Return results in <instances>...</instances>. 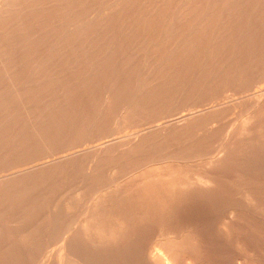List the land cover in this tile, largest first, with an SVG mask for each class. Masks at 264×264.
<instances>
[{
	"label": "bare ground",
	"instance_id": "obj_1",
	"mask_svg": "<svg viewBox=\"0 0 264 264\" xmlns=\"http://www.w3.org/2000/svg\"><path fill=\"white\" fill-rule=\"evenodd\" d=\"M248 1L255 2V0H0V264L199 262L200 254L196 247L198 244L193 242L195 239L192 240L190 230L186 226L184 228L178 224L174 225L175 223L172 220L168 222V219L174 215L172 209L174 202H177L174 199L176 197L178 199L179 193L180 195L195 193L196 180L200 183V180L202 182L214 178V175L207 172L208 167L212 166L213 169L216 166L218 170L227 167L224 165L227 161V163L231 161V164L236 162L238 159L235 155L247 149L250 142L254 143L253 139L256 141L257 137H261L260 132L258 136L252 135L256 129L263 128L260 125H263L264 118L262 81L264 47L261 48L264 42L261 41L263 45L260 42L250 44L249 40L245 42L242 33L245 30L244 19L251 16L263 19L264 8L263 5H259L260 3L252 4ZM233 2H236V9L233 6L235 11L232 10V14L229 6H232L230 3ZM241 2L244 7L248 4L250 6L248 12L245 11L244 14ZM162 5H165L164 8L168 12L166 16L163 14L165 11L159 8L163 7ZM145 6L161 9L164 16H159L161 11L158 9H156L159 11L158 16H152L158 11L154 13L155 9L153 11L149 9L153 14L150 13L152 17L147 18L145 11L147 12L148 8L145 10ZM237 9H240V12H236ZM116 13L118 16L113 20ZM144 23L148 27L158 24L161 28L160 26L156 28L161 30L158 35L154 34L155 36L152 35L154 29L153 31L148 29L149 32L147 29L146 32L143 30L145 35L142 33L144 36L142 35L141 42L144 44L138 45L134 39V46L138 45V48L133 50L132 42L125 44L126 40L133 30L139 35L145 27ZM137 29L141 30L140 33ZM257 29L262 27L258 26ZM258 32L264 31L262 29ZM236 33L239 37H234ZM112 36L120 38L117 39L118 46L122 43L129 44L135 53L144 49L142 51L144 55L149 53L154 58V50L150 51V48L162 44L165 46L171 39L172 44L170 42L167 44H171L169 46L173 53L176 50L180 54L179 50L183 49L185 53L187 50L191 53L196 51L197 56L201 55L197 59L195 57L196 60H191L193 53L191 57L186 58L188 52L187 54L182 52L185 59L181 57L182 53L178 58H174L173 62H171L173 58H170L171 63L167 57L169 64L158 56L160 52L156 58L158 56L162 63H158L159 60L156 58L158 62L153 58L152 60L148 58L150 61H147L140 51L146 59L145 62L142 61L151 62L147 69L158 63L161 64L159 70L166 68L170 73L190 72L194 79L193 84L182 82L184 80L181 76L180 79H175L174 76L173 84L172 81L165 79L163 81L161 79L163 74L158 76L157 68L158 74L155 78L151 81L146 79V82L141 80L143 83L136 90L133 86L137 83H133L136 85L132 86L135 79L130 81L132 74L130 77L120 71L117 73L118 70L115 69L117 64V67L124 65L123 62L122 65H119L121 61L118 62L123 61L121 54L117 56L121 58L116 60L117 63L114 56L116 54L113 55L109 51L106 53L112 54L115 58L104 56L116 62L111 65L114 70L109 69L108 73L109 70L104 71L103 65L100 73L95 74L100 68H97V71L93 68L95 75L88 76V72V75H83L81 69L85 70L82 68L84 64L83 60L79 61V56L92 57L95 54L100 56V61L103 60L104 56L99 55L100 51L101 49L104 51L106 46L111 47L108 41ZM263 36L259 37L262 39ZM205 37L209 39L211 37L213 40L205 42ZM255 43H257L255 49H251L250 46L251 52H248L247 46H253ZM108 48L106 50H111ZM115 49L117 52L127 50L119 47ZM157 50L159 49L156 48V53ZM126 52L128 57H131L132 54ZM173 53H170V57L176 56V53ZM164 55L160 54L166 58L167 55ZM133 56L129 61H133L137 56L139 58L140 54L134 58ZM198 58H201V61ZM80 59H84L86 64L95 60L90 59L87 62L84 57ZM215 60L219 62H216L219 66L214 64L217 70L212 63ZM194 61L198 62L197 67L194 66ZM209 61L212 68H208ZM102 63L107 68L112 61L109 59ZM131 64H135L134 61ZM137 65L139 64H136V68ZM90 66L87 64L88 68ZM101 66L102 64L99 67ZM128 67L130 69L126 70L131 71L132 67L130 65ZM138 78L136 77L137 81ZM158 79V85L151 84ZM232 83L238 86H235L234 92L228 93L230 92L228 86ZM95 85L99 88L96 96L87 97V90L90 89L88 87L92 88ZM170 88L174 90L171 93L181 96L184 100H187L188 95L190 98L196 97L197 100H188L179 107H173L175 109L168 108L169 111L167 108L162 110L165 99L168 96L173 97L169 95L170 93L167 95L168 91H171L168 90ZM252 89L254 92L251 93ZM89 97L92 98L87 99ZM240 97L244 100L247 97L250 101L247 111H243L245 114L242 112L244 116L240 114L242 119L239 121L237 118L241 123L233 124L237 121L234 118L239 117L238 115L227 118L235 120H230L231 124L229 122L226 123L227 126L220 125L219 121L223 120H220L221 117L227 115L232 107L238 109L243 103L240 101L241 103L237 105ZM154 99H157V102H154ZM243 106L244 108L240 106L241 109H246L245 105ZM241 109H238L239 112ZM177 114L180 115L176 117ZM234 114L233 116L236 115ZM107 123L112 128L107 126ZM177 125H184L182 131L185 132L175 130L176 127L173 130L169 128ZM244 127L247 128L246 132ZM126 129L132 132L129 135L126 133L123 140L106 139ZM217 131L222 135L217 134L219 140L215 141L216 138L213 139L212 135L214 136L213 132ZM209 133L212 138L210 140L205 138ZM101 139L106 140L90 148V143ZM166 139H169L170 145L173 142L178 146L182 140H188L187 142L190 140L191 147L187 148L183 143L184 147L177 146L175 148L178 149L174 153L163 157L161 149L163 146H169ZM256 145L252 152L264 154V148L259 146L257 148ZM188 151H192L193 154L186 155ZM248 159L250 158L246 160ZM254 161L256 162L255 159ZM220 215L212 222L213 226L215 223L218 229H223L226 224L224 220L219 219ZM224 218L226 221V217ZM145 221H149V224H142ZM51 244L53 249L47 250L48 247H52ZM54 245L57 249H54ZM39 253L43 258L38 260L39 256L37 259L34 256ZM32 256L36 261H32Z\"/></svg>",
	"mask_w": 264,
	"mask_h": 264
},
{
	"label": "rangeland",
	"instance_id": "obj_2",
	"mask_svg": "<svg viewBox=\"0 0 264 264\" xmlns=\"http://www.w3.org/2000/svg\"><path fill=\"white\" fill-rule=\"evenodd\" d=\"M260 1V0H259ZM249 2V1H248ZM252 2V1H251ZM251 2H249V3H251ZM255 3H257V4H259L260 6L261 5H263L262 6V8H264V4H262V3H264V0H263V2H258V0L256 1L255 0V2H252V4H255ZM241 5H243L242 4V2L240 3ZM248 4V3H247ZM230 5H232V6H229V8H230V10L229 11H231V13H232V10L233 11H235V9H236V2H233V3H230ZM251 5V4H250ZM163 7H159V8H161L162 9V11L164 10L165 11V13H163L162 11H161V9H159V8H156V9H158L159 11H161L160 12V14H159V11L158 10H156L154 7H152V9L150 8V6H145L144 7V9L146 10L147 8H148V10H147V12L145 11V16L148 18V17H152V16H154L155 15V17H157L158 16V14H159V16L161 15V17H163L165 14H168V12L165 10V5H162ZM233 6L235 7V9L233 8ZM247 6V8L245 9V7ZM245 7H244V5L243 6H241V7H243L244 9H243V14L244 13H246V12H248L247 10L249 9V4L248 5H246ZM128 9H130L129 8V6L127 7ZM261 8V9H262ZM128 9H127V11H128ZM154 10V13H156L157 11H158V13L157 14H153V12L152 11H150V10ZM133 10V9H132ZM264 10V9H263ZM130 11V10H129ZM150 11V12H149ZM156 11V12H155ZM240 12V9H237L236 10V12ZM246 11V12H245ZM149 12V13H148ZM167 12V13H166ZM153 14L152 16H151V14ZM164 15H163V14ZM230 13V14H231ZM233 14V13H232ZM116 16H114V18H112L113 20H115V17H117L118 15H117V13L115 14ZM150 15V16H149ZM166 16V15H165ZM246 16H244V18H245ZM243 17H242V21H243V19H244ZM247 18V19H246ZM244 20V22L243 23H245V27L247 28H245L244 26H243V33H242V35H243V38H244V40H245V42L247 41L248 42V40H249V42H250V44H253L254 42H260L261 43V41H263L264 42V36L262 37V39H261V37H259V36H261V35H264V34H260V33H264V32H258L259 30H262L263 29V31H264V17H263V19H261V18H257L256 16L254 17V16H251V17H246ZM253 18V19H252ZM256 18V19H255ZM250 19V21H248ZM255 19V20H254ZM246 20H247V22H249V23H247L246 22ZM260 20V21H259ZM263 22V24L261 25V23ZM259 22H260V24H259ZM112 23V22H111ZM113 23H115V21H113ZM112 23V24H113ZM148 23V22H147ZM242 23V24H243ZM246 23H247V25H246ZM144 25H145V27H143V29H142V32L140 33V29H137V30H139V31H137L138 33H140L139 35L135 32V30H133L134 32H132V35H131V32H130V36H129V38L128 39H130V37L132 38V39H130V40H126V43L125 44H127L129 41V43L131 44V42H132V45H133V50H137V48H138V45L139 44H144V43H142L141 42V39H143V36L145 35V33L144 32H146L148 29L150 30V31H153V29H154V31H153V34L152 35H154V34H156V35H158V33H159V31L161 30H159L158 28H156V27H159L160 25H158V24H153V27H148L145 23H144ZM155 25H157V26H155ZM155 26V27H154ZM251 26V27H250ZM255 26V27H254ZM258 26H259V28H260V26L262 27V29H257L258 28ZM151 28V29H150ZM160 28H161V26H160ZM147 29V30H146ZM143 30H144V32H143ZM149 30H148V32H149ZM234 30L235 29H233V31L232 32H234ZM158 31V32H157ZM157 32V33H156ZM258 32V33H257ZM142 33H144V35L142 34ZM150 33H152V32H150ZM246 33H247V35H246ZM143 35V36H142ZM149 35H151V34H149ZM241 35V36H242ZM136 36H138L137 38H139L140 39V41H138L137 39H136ZM155 36V35H154ZM115 36H112V37H110L111 39H109V45H111V47H113L114 46V44H115V46L113 47V50H112V48L110 47V48H108L107 46L105 47V52L103 51V49H101V51H100V54L99 55H105V56H111L112 58H115L116 57V59H115V61L116 60H118V59H121L122 57V59H123V61L122 60H119L118 62H120V64L119 65H122V62H123V67L122 66H120V67H117L118 66V64H117V66H115V69L116 70H118L117 71V73H119V71H120V73H125V75L126 74H128L130 77H131V74H132V76L133 77H131L130 78V81L132 82L134 79L136 80H134L133 82H132V86L133 85H136V84H133V83H137V85L136 86H133V87H136L135 89L137 90L138 89V87H139V85L141 84V83H143L142 81L144 80V82H146L148 79V81H151L152 80V78L154 79L155 78V75H157L158 74V71H159V75L158 76H160L161 74H163V76H161V77H163V78H161V79H163V81H165V80H167V81H169V82H171L172 81V83L171 84H173L174 82H175V79H180V76H181V79L182 80H184V81H182V82H191L192 84H193V81L192 80H194L193 79V77H192V74L190 73V72H181L180 70V73H177L178 71H172L171 73H170V71H168L166 68H162V70H163V72H162V70L160 71L159 70V67H160V65L158 64V63H162V61H160L161 59L160 58H163L162 60L164 61V62H166V63H168L169 64V62H170V58L172 59L171 60V62H173V60H175L176 58H178L179 57V55L183 52V53H185V49H183V51L182 50H179V52H180V54L176 51V50H174V52L176 53V56L174 57H170L171 55H170V53H173L172 52V49L170 48V46H171V44H172V42H173V40L171 39V40H169L168 42H166L164 45L165 46H163V44L162 45H159V47H156V46H154V47H152V48H150L151 50L150 51H153L154 50V55H155V58H156V55H158V52H160L159 53V59H158V56H157V58L156 59H158L159 60V62H158V60H156L154 57H152V55L151 54H149V53H146V55H144V52H142L144 49H141V50H139V51H137V52H139V53H135V51H133L132 50V46L131 45H129V46H131V47H129L130 48V50L128 49V45H124V43H122V44H120V46H118L116 43L117 42H119V40L117 41V39H120L119 37H115ZM134 37V38H133ZM234 37H239L238 36V33H236V34H234ZM251 37V38H250ZM207 38V39H206ZM247 38V39H246ZM255 38V39H254ZM135 39V40H134ZM145 39H148V38H145ZM204 39V38H203ZM115 40V41H114ZM133 40H134V42H136L137 44V46H134L135 45V43L133 42ZM209 40H213V38H211L210 37V39L208 38V37H205V42H207V41H209ZM111 41H112V43H111ZM145 41H149V40H145ZM144 41V42H145ZM141 42V43H140ZM171 43V44H167V43ZM263 42L261 43L262 45H263ZM134 43V44H133ZM112 44H113V46H112ZM152 44H153V42H152ZM121 45H123V46H121ZM168 45V46H167ZM170 45V46H169ZM256 45H257V43H255L253 46L252 45H248L247 46V50H248V52H251V50L249 49V47L251 46L252 48L251 49H253L254 47H256ZM126 46H127V48H126ZM160 46H162V47H160ZM118 47L119 48H124V49H127V50H123L124 51V53H126L125 55H124V53L122 52V50H119V52H117L118 50H116L115 48H117L118 49ZM134 47H136V49H134ZM163 47H164V50H163ZM245 47L246 46H244L243 47V49L245 50ZM263 47L264 46H262L261 48L263 49ZM111 49V50H106V49ZM156 48H158L159 50H157V53L155 52L156 51ZM168 48H170L169 50H167ZM140 49V48H139ZM153 49V50H152ZM161 49L164 51H161ZM255 49V48H254ZM166 50V51H165ZM246 50V51H247ZM103 51V52H102ZM106 51L108 52H112L113 53V55L114 54H116V55H114L115 57H113V55L112 54H110V53H106ZM126 51H128V54L129 55H134L133 56V58L135 57V56H137L138 54H140V57L138 58V56L137 57H135L136 59H141L140 61H138V60H136L135 58L133 59V61H134V63L135 64H131V63H133V61H129V59L132 57V55H131V57L129 56L128 57V55H127V52ZM130 51H132V53L130 52ZM140 51L143 53V55L146 57V59H147V61H150V60H152V58H153V60L155 59L158 63V65L157 64H153L154 66H156V67H154V66H152L151 67V69H152V71L150 72V70L151 69H147V68H149V66H151V62H148L147 63V61H146V63H144L145 62V57L140 53ZM134 52V53H133ZM163 52V53H162ZM166 52V53H165ZM170 52V53H169ZM187 52H188V54H187ZM187 52L185 53V54H187V56H186V58H188V56L189 57H191V55H192V53H193V57H191V60H193V59H195V57H196V59H197V57H199V56H201V55H198L197 56V54H195L196 53V51L195 52H190V51H188L187 50ZM248 52H246V54H249ZM252 52H254L253 50H252ZM104 53V54H103ZM106 53V54H105ZM117 53H119L118 55H117ZM152 53V52H151ZM175 53H173V54H175ZM178 53V54H177ZM182 53V54H183ZM121 54V55H120ZM148 54H149V57H148ZM153 54V53H152ZM160 54H165V55H167L166 56V58H164V57H161L160 56ZM172 54V55H173ZM181 54V57H185V54H183L182 55ZM252 54V53H251ZM121 56V58H117V56ZM143 56V59H142V56ZM150 55H151V57H150ZM153 55V56H154ZM164 55V56H165ZM169 55V56H168ZM103 57L105 60L107 59V60H111L112 61V63L111 64H109L110 66L113 64V62H115V61H113V59L112 58H107V57ZM80 57L81 58H85L86 59V61L88 62V60H90V59H92L93 57V59H92V61L93 62H91L92 64H94V65H96V66H98V67H95V66H93L91 63H87L88 64V66L89 65H91L89 68L87 67V64H86V62H85V60L84 59H80ZM87 56H79V61L80 62H82L81 60H83V64H84V67H82L83 69H85V70H82L81 69V73L82 72H84L83 73V75L85 74V76L86 75H88V73H89V75L88 76H92V75H95V74H97V73H100V71H102L103 70V65H104V71H107V70H109V69H111V70H114V68L111 66H109V65H107V66H109V67H107L106 68V65L104 64V63H102V62H106V61H104V59L103 60H101L100 61V56H95V54H93L92 55V57L90 58V57H87ZM96 57H97V59H98V57H99V60H97L96 59ZM124 57H126V58H124ZM167 57H168V59H167ZM88 58H90V59H88ZM148 58H150V60L148 59ZM175 58V59H174ZM128 59V60H127ZM132 59V58H131ZM169 61V62H167V60ZM185 59V58H184ZM195 59V60H196ZM200 59V60H199ZM128 62V64L132 67L131 68V71L129 70V71H127L126 69H130V67H128L129 65L127 64V62ZM144 62H143V61ZM198 60L199 61H201V58H198ZM125 61V62H124ZM156 61H155V63H156ZM85 62V63H84ZM95 62H98V63H95ZM99 62H101V63H99ZM117 62V61H116ZM115 62V63H116ZM117 62V63H118ZM139 62H141V64L142 63H144L143 65H141ZM170 62V63H171ZM195 62V64L196 63H198V62H196V61H194ZM216 62H218L217 60H215V62H212L213 63V66H215L214 64H216V66L218 65L219 66V64H217ZM139 64V66L141 67V69H140V67L138 66L137 68H136V64ZM150 63V64H149ZM201 63V62H200ZM219 63V62H218ZM98 64H102V66L101 67H99L100 65H98ZM146 64H148V66L146 65ZM194 64V66L195 67H197V64L195 65ZM210 64V65H209ZM126 65H128V66H126ZM146 65V66H145ZM209 65V66H208ZM208 68L210 67V66H212V64H211V61H209L208 62ZM86 66V67H85ZM125 66V67H124ZM144 66V67H143ZM212 66V67H213ZM215 66V68H216V70H217V67ZM92 67V68H91ZM143 67V68H142ZM195 67H189V68H194L195 69ZM212 67H210V68H212ZM88 68V69H87ZM97 71L99 68V70L97 71V72H95L94 71V69ZM98 68V69H97ZM113 68V69H112ZM121 68H123L122 70L119 69ZM136 68V69H135ZM144 68H146V69H144ZM153 68H154V70H153ZM158 68V71L156 70ZM161 68V67H160ZM215 68H213V69H215ZM86 69H87V71H86ZM93 69V70H92ZM134 69H135V73L138 75H134L135 73L133 72L134 71ZM89 70V71H88ZM137 70H138V72H137ZM146 70L148 71L147 73H146ZM164 70H167V71H164ZM95 72V74H94V72L91 74V72ZM121 71H123V72H121ZM127 71V72H126ZM141 71H143L142 73H139V72H141ZM156 72V74L154 73V72ZM88 72V73H87ZM110 72V70L108 71V73ZM113 72V71H112ZM130 72V73H129ZM144 72H145V74H144ZM153 72V73H152ZM162 72V73H161ZM173 72L175 73V74H173ZM178 75H177V74ZM140 74V75H139ZM154 74V75H153ZM168 74V75H167ZM127 75V76H128ZM142 75V76H141ZM191 77H190V76ZM126 76V77H127ZM140 76V77H139ZM145 78H144V77ZM174 76H175V79H174ZM177 76H179V77H177ZM136 77L138 78V81H137V79H136ZM148 77V78H147ZM151 77V78H150ZM182 77H185L184 79L182 78ZM172 78V79H171ZM191 79V81H190V79ZM147 79V80H146ZM165 79V80H164ZM170 79V80H169ZM186 79H189V80H187L186 81ZM142 80V81H141ZM157 81V82H156ZM155 82L154 81H152V85H158L159 84V79L158 80H156ZM262 81H264L263 79H262ZM261 81V82H262ZM130 82V83H131ZM260 82V83H261ZM259 83V84H260ZM264 83V82H263ZM263 83H261V84H263ZM170 84V83H169ZM235 84V83H234ZM233 83L232 84H230L228 87V89H230L229 91L230 92H228V93H231V92H234L235 90V88L238 86V85H236L237 84V82H236V84L234 85ZM98 85V87H100L99 86V84H97ZM151 85V86H152ZM84 86H85V84H84ZM188 86L190 87V83L188 84ZM236 86V87H235ZM95 87H96V89H95ZM95 87L93 86L92 88L91 87H88V88H90V89H88L87 91V97H88V95H90V96H96V92H98L99 90V88L95 85ZM189 87H188V89H189ZM85 88V87H84ZM215 88V87H214ZM173 88H170V89H168V90H171V91H168V93H167V95L169 94V95H173V97L172 96H166L167 97V99H165V101L163 102V105H162V107L159 105V107H161V109L162 110H166V108L168 109H175L177 106L179 107V106H181V103H183V102H186V101H188V100H190V101H196L197 99H196V97L195 98H193V97H189V95H188V97H187V100H184L181 96H179V95H174L173 93H171V92H173L174 90H172ZM94 91V94H92L93 93V91ZM234 90V91H233ZM254 89H252L250 92L252 93V92H254L253 91ZM56 91H59V90H56ZM191 91H193V90H191ZM237 91V90H236ZM91 92V93H90ZM175 93V92H174ZM191 94V96H193V92H191L190 93ZM238 96V95H237ZM82 97V96H81ZM81 97H79V98H81ZM92 97H89V98H87V99H90V98H92ZM179 97H181V99L179 98ZM83 98V97H82ZM168 98H170V99H168ZM174 98H176V99H174ZM177 98H179V99H177ZM172 99V100H171ZM194 99H196V100H194ZM242 99V100H241ZM247 97L245 98V100L243 99V97H240L238 100H239V102H237L238 104L237 105H239V103H241L240 101H242L243 103H241L239 106H238V109H241L242 107L244 108V106L243 105H245V108L246 109H241V111L239 112V110L238 109H236V108H234V107H232V112L230 111V112H228L227 113V115H225L223 118L221 117V119L220 120H222V121H219L221 124L220 125H223V126H227V124L229 123V124H231V121H232V119H227V118H231V117H236V116H238L239 115V117L242 115V112L243 111H247V108H249V99H247ZM81 100V99H80ZM79 100V101H80ZM166 100H168V102H166ZM171 100V101H170ZM179 100V101H178ZM184 100V101H183ZM237 100V99H236ZM82 101V100H81ZM84 101V100H83ZM82 101V102H83ZM246 101V102H245ZM154 102H157V99H154ZM169 102H174L173 104H171V103H169ZM236 102H235V104H236ZM246 104H245V103ZM248 102V103H247ZM166 103V104H165ZM176 104V105H175ZM235 104H233L234 106H237V105H235ZM169 105H171V106H169ZM173 105V106H172ZM261 105V104H260ZM157 106V105H156ZM165 106V107H164ZM167 106H169V107H167ZM240 106H242V107H240ZM173 107H175V108H173ZM240 107V108H239ZM233 108H234V110H233ZM169 109H168V111H169ZM236 110V115L234 114V111ZM237 111H238V114H237ZM176 113V112H175ZM231 113H233L235 116H233V114H231ZM244 114H245V112H243ZM229 114H231V115H229ZM241 114V115H240ZM180 114H177L176 115V117L177 116H179ZM229 116H231V117H229ZM242 116H244V115H242ZM241 116V117H242ZM239 117H236V118H234V119H236L237 120V118H238V120L239 119H242L241 117L239 118ZM174 118V117H173ZM233 119V121H235ZM228 120V121H227ZM231 120V121H230ZM236 121L235 123H233V124H238V122L240 121ZM110 121H112V120H110ZM109 121V122H110ZM108 122V123H109ZM107 123V126H109L110 127V124H111V122H110V124H108ZM224 123V124H223ZM227 123V124H226ZM241 122H239V124H240ZM262 123H263V125H260L261 127H263V128H261L260 130H257L256 129V131H254V132H256V133H258V134H254V132H253V135L252 136H258L260 133V135H261V137H257V139L258 140H256L255 141V139H253L252 140V142H254V143H251L250 142V145H248V147H250V149L247 147V149H244V150H242V152H239L237 155H235V158H237L238 160L235 162H233L232 164H231V161H230V163H227V162H225V164L224 165H226L227 167H224L223 169H222V167H221V169L219 168L218 170H217V168L218 167H213V169H212V166H211V168L210 167H208L207 168V172L209 173V174H212V175H214V178H215V180H213L214 178H209L208 180H204V181H202L201 182V180H200V183H198L199 182V180H196L194 183H195V187H196V191H199V192H196L195 191V193L194 192H192V194L191 193H187V195H186V193L185 194H181L180 195V193H179V195H178V199H177V197H176V199H174V201L176 200L177 202H174L173 204H174V206H173V204H172V206H173V211H172V214H174V215H171V217H169V219H168V222H171L170 220H172L173 221V223H175L174 225H176V224H178V226H183L184 228H185V226H186V228H188L189 230H190V233H191V237H192V240L193 239H195V240H193V242L195 243V244H198V245H196V247L198 248V252H199V254H200V260H199V262H196L195 264H231V262H232V264H236L237 262V264H264V211H262V210H264V154H261V153H259V154H254L253 152H252V149L255 147V145L256 144H258L259 143V145H256V147L257 148H264V145H263V143H264V134H263V130H264V118L262 119ZM262 123H260V124H262ZM252 125V124H251ZM111 126H112V124H111ZM178 126H180V125H177V126H171V127H169L170 129H175L174 127H176V129L175 130H180V131H182V130H184V125L183 126H180V127H178ZM223 126H221L222 128H224ZM245 126H247V123H246V125ZM254 126H256V125H254ZM173 127V128H172ZM183 127V128H182ZM220 127V128H221ZM251 127H253V126H251ZM110 128H112V127H110ZM168 128V129H169ZM177 128H180V129H177ZM244 129H246V130H244L245 132L247 131V128L246 127H244ZM167 130V129H166ZM128 129H126V130H123V131H121V133L119 132V133H114V134H112V136L113 137H109V138H106V139H111V138H115V140H118V139H124V138H126L125 136V134L127 133L128 135H129V133H131L130 132V130L128 131ZM262 131V132H261ZM182 132H185V131H182ZM219 131H217V133L216 132H213L214 133V136L212 135V138L213 139H215L216 138V140L215 141H218L219 140V135H222V134H219L218 133ZM260 132V133H259ZM122 133H123V135H122ZM211 133H209L208 134V136L207 137H205L206 139L207 138H209V140L210 139H212V138H210L211 137V135H210ZM217 134H219L218 135V137L216 136ZM120 136V137H119ZM163 138H164V136H162ZM196 137V136H195ZM197 137H198V135H197ZM263 137V138H262ZM166 138V137H165ZM221 138V137H220ZM97 139V138H96ZM106 139H101V140H97V141H94V142H92V144L90 143L89 145L91 146L90 148L92 149L93 147H94V144H99V143H101L102 141H104V140H106ZM122 139V140H123ZM260 139V140H259ZM169 140V139H168ZM167 139H166V141L168 142V144H169V146H163V148L165 147V149H161L162 150V153H161V155L163 154L164 156L163 157H165V155L167 156L169 153H174V151L175 150H177L178 148H175V147H177L178 145H174L173 144V142L171 143V145L175 148V149H173V147L170 145V141H168ZM182 141H184V140H182ZM179 142L180 144H179V146H181V147H184L183 146V143L185 144V146H187V148H189V146L191 147V142H190V140H189V142H187V141H184V142ZM166 142V143H167ZM190 143V144H189ZM256 143V144H255ZM167 144V145H168ZM178 144V143H177ZM188 144V145H187ZM261 144V145H260ZM92 145H93V147H92ZM97 145H95V147L97 146ZM178 146V147H179ZM259 146V147H258ZM162 147V146H161ZM170 147V148H169ZM80 148V147H79ZM180 148V147H179ZM89 149V148H88ZM248 149H249V152H247L248 151ZM168 150V151H167ZM245 151V152H244ZM193 154L192 153V151H188L187 152V154L186 155H190V154ZM246 153H248V154H246ZM251 153V154H250ZM253 153V154H252ZM244 156H243V155ZM170 155V154H169ZM168 155V156H169ZM172 155V154H171ZM250 155V156H249ZM253 155V156H252ZM259 155V156H258ZM260 155H261V157H260ZM239 156V157H238ZM248 156V157H247ZM255 156H256V158H255ZM263 156V157H262ZM253 157H254V159L256 160V162L254 161V159H253ZM260 157V158H259ZM234 158V159H235ZM247 158H252L251 160L250 159H248V161L246 160ZM241 159V160H240ZM260 159V160H259ZM241 162V164H240V162ZM243 161H245V163L243 162ZM247 161V162H246ZM255 162V164L254 163H252V162ZM260 162H262V163H260ZM227 163V164H226ZM239 163V164H238ZM252 163V164H251ZM260 163V164H259ZM236 164H238V166L236 165ZM245 166H244V165ZM247 164V165H246ZM229 165V166H228ZM235 165V166H234ZM250 165V166H249ZM236 168H234V167ZM255 166H257V167H255ZM260 166V167H259ZM240 168V169H239ZM263 168V169H262ZM214 169H216L217 171L215 172V170ZM229 169V170H228ZM260 169V170H259ZM213 170V171H212ZM220 170H221V172H220ZM226 170H228V171H226ZM210 171L212 172V173H210ZM254 171V172H253ZM259 172H260V175H259ZM214 173V174H213ZM246 173V174H245ZM225 174V176H223ZM239 176H238V175ZM243 174V175H242ZM245 176V177H244ZM250 176V177H249ZM213 177V176H212ZM262 177V178H261ZM198 181V182H197ZM206 181H208L207 183H206ZM215 181H217V183L215 182ZM221 181V182H220ZM228 181H230V182H228ZM197 182V183H196ZM234 182V183H233ZM244 182V183H243ZM246 182V183H245ZM212 183V184H211ZM201 184H203V186L201 185ZM205 184V185H204ZM208 184H210V185H208ZM236 184V185H235ZM197 185H198V188H200V189H198L197 188ZM200 185V186H199ZM235 185V186H234ZM251 185V186H250ZM231 186H233V188L231 187ZM238 186V187H237ZM261 186V187H260ZM204 187V188H203ZM228 187V188H227ZM243 187V188H242ZM258 187V188H257ZM209 188V189H208ZM217 188V189H216ZM219 188V189H218ZM221 188V189H220ZM224 188V189H223ZM246 188V189H245ZM203 189H205V191L203 190ZM211 189H212V191H211ZM242 189V190H241ZM244 189V190H243ZM248 189H249V191H248ZM221 190V191H220ZM246 190V191H245ZM202 192V193H201ZM206 192V193H205ZM209 192V193H208ZM216 192V193H215ZM240 192V193H239ZM204 193V194H203ZM242 193V194H241ZM246 193H247V195H246ZM250 193V194H249ZM200 196H199V195ZM214 194V195H213ZM225 194V195H224ZM254 194V195H253ZM187 197H186V196ZM213 195V196H212ZM216 195V196H215ZM222 195V196H221ZM189 196V197H188ZM253 196V197H252ZM182 197V198H181ZM218 197V198H217ZM229 197V198H228ZM187 198V199H186ZM190 198V199H189ZM222 198V199H221ZM183 199V200H182ZM206 199V200H205ZM218 199V200H217ZM259 199V200H258ZM187 200V201H186ZM205 200V201H204ZM232 200V201H231ZM246 200V201H245ZM180 203H179V202ZM183 201V202H182ZM195 201V202H194ZM221 201V202H220ZM229 203H227V202ZM199 202V203H198ZM178 203V204H177ZM211 203V204H210ZM235 203V204H234ZM240 203V204H239ZM243 203V204H242ZM252 203H255V204H252ZM237 205V206H236ZM243 205V206H242ZM259 205H260V207H259ZM171 206V207H172ZM179 208H178V207ZM184 206V207H183ZM228 206V207H227ZM233 206V207H232ZM241 206V207H240ZM263 206V207H262ZM174 207H176V208H174ZM181 207V208H180ZM254 207V208H253ZM184 208V209H183ZM226 208V209H225ZM228 208V209H227ZM233 208V209H232ZM237 208V209H236ZM239 208H240V210H242V211H240L239 210ZM251 209V210H250ZM252 209H254V210H252ZM207 210V211H206ZM229 211V213H228V211ZM238 212H237V211ZM246 210V211H245ZM182 211V212H181ZM223 211H224V213H223ZM183 212H185V213H183ZM208 212V213H207ZM218 212V213H217ZM234 212V213H233ZM250 212H252V213H250ZM181 213V214H180ZM214 213V214H213ZM248 213V214H247ZM258 213V214H257ZM260 213V214H259ZM177 214V215H176ZM204 214V215H203ZM207 214V215H206ZM221 214V215H220ZM225 214V215H224ZM181 215V216H180ZM220 215V220L221 221H223L226 225H225V230H224V228L222 229H218V226L217 225H215V223H214V226H213V222L212 221H214L215 219H218L217 218V216H219ZM240 215V216H239ZM262 215V216H261ZM193 216V217H192ZM244 216V217H243ZM173 217V218H172ZM203 217V218H202ZM205 217V218H204ZM224 217H226V221H225V218ZM171 218V219H170ZM175 218V219H174ZM209 218V219H208ZM212 218V219H211ZM235 218V219H234ZM214 219V220H213ZM240 219V220H239ZM246 219V220H245ZM204 220V221H203ZM211 220V221H210ZM233 220V221H232ZM200 221V222H199ZM219 221V220H218ZM228 221V222H227ZM246 221V222H245ZM149 221H145V222H142V224H149L148 223ZM186 222H187V224H186ZM230 222V223H229ZM211 223H212V225H211ZM227 223H228V225H227ZM142 224H139V225H142ZM205 225V226H204ZM217 226V227H216ZM229 226V227H228ZM207 227V228H206ZM209 227V228H208ZM232 227V228H231ZM248 227V228H247ZM217 228V229H216ZM244 228V229H243ZM250 228V229H249ZM257 228V229H256ZM234 231H233V230ZM239 229V230H238ZM192 230V231H191ZM221 230H223V231H221ZM202 231V232H201ZM208 231V232H207ZM220 231V232H219ZM215 234H214V233ZM252 232V233H251ZM201 233V234H200ZM220 233V234H219ZM194 234V235H193ZM225 234V235H224ZM231 234V235H230ZM213 235V236H212ZM226 235H227V237H226ZM236 235V236H235ZM240 235V236H239ZM242 235V236H241ZM201 236V237H200ZM221 237V238H220ZM215 238V239H214ZM218 238V239H217ZM200 239V240H199ZM214 239V240H213ZM218 240V241H217ZM223 241V242H222ZM55 242V241H54ZM218 242V243H217ZM240 242V243H239ZM210 243V244H209ZM52 244H55L56 245V243H53L52 242ZM52 244L50 245V246H52ZM54 245V249H57L56 247L59 245V243L57 244V246H55ZM240 247H239V246ZM235 246V247H234ZM237 246V247H236ZM200 247V248H199ZM234 247V248H233ZM49 249H47V250H51V249H53V246L50 248V247H48ZM237 248V249H236ZM200 249V250H199ZM234 250V251H233ZM202 251V252H201ZM241 251V252H240ZM254 251V252H253ZM239 252V253H238ZM237 253V254H236ZM244 253V254H243ZM40 254V253H39ZM36 255V256H34V257H36V259H37V257H38V260L39 259H41V254L40 255ZM234 255V256H233ZM239 256H241L240 258H239ZM33 256H32V261H36V259L34 258ZM236 257H238V258H236ZM43 258V257H42ZM235 259V260H234ZM242 259V260H241ZM37 260V261H38ZM240 260V261H239ZM248 260V261H247ZM202 261V262H201ZM254 261V262H253ZM236 262V263H235ZM245 262V263H244Z\"/></svg>",
	"mask_w": 264,
	"mask_h": 264
}]
</instances>
